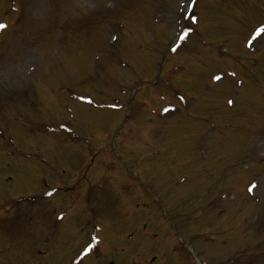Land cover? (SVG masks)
Here are the masks:
<instances>
[{
    "label": "rangeland",
    "instance_id": "obj_1",
    "mask_svg": "<svg viewBox=\"0 0 264 264\" xmlns=\"http://www.w3.org/2000/svg\"><path fill=\"white\" fill-rule=\"evenodd\" d=\"M5 2L3 5V0H0V9L3 7L14 13L11 10L17 7L19 16L14 28L0 36V130L14 134L8 137L7 144L0 141V212L10 211L12 214L0 216V264L66 263V260L59 263L52 259L43 260L34 252L42 248L44 236H47L50 228L61 223L62 218H58L62 217L61 208H55V204L45 198L38 197L36 200L34 196L29 199L21 194L39 193L37 178L41 174L54 179L57 185L59 175L56 172L60 170L64 173L63 180H67L70 186V192L63 189L67 192L59 195L58 200H64L63 204L74 199L81 202L83 193L73 194L72 191H75L73 185L76 186L78 179L75 170L86 159L83 148L97 149L100 157H96L95 162L111 164L113 169L106 177L109 187L102 188L108 189V193L94 191L89 197L93 208L88 211L103 226V243L100 246L109 253V246L118 245L119 237L127 238L128 228L156 227L158 240L164 241L153 242L155 245L144 249H138L141 243L132 241L136 247L128 246L124 252L118 250L116 253H122H115V258L112 257L115 264H128L131 258V264H148V260L139 259H150L152 256H157L153 264L164 263L161 262L163 257L170 264H184L181 262L184 257L176 260L168 253L165 229L169 230V227L165 223V229L162 228V222L157 217L160 215L174 221L171 223L178 230V234L174 232L175 246H191L204 264L206 260L212 264H225V260L232 255H238L232 264H264V157L259 160L261 163L258 167L254 161L257 157L259 159V153L264 154V95L259 96L256 102L247 98L252 93V85L257 87L252 93L253 98L257 99L256 92H264L263 28H260L259 34L253 29L251 33H256L246 37L248 50L258 48L255 52L245 51L241 45L252 27L258 24L264 26V0ZM191 16H196L198 23H193ZM181 27L193 31L184 41L178 40V44L170 51L172 55H176L179 47L181 51L184 46L189 51H196L194 43L198 40L195 29L202 27L208 40L218 41L215 48L222 53V57L219 56L217 61L222 60L225 66H230L227 53H237L232 58L241 67L235 72L241 77L238 81L244 79L243 84L231 82L229 78L232 77L227 75L219 83L212 84L208 78L195 83L192 73L183 84L187 76L185 73L180 83L183 84V93L190 100L189 107L185 103L170 105L185 110L179 119L174 115L177 113L175 109L169 106L166 107L169 109L165 111L167 114L160 115L164 119L167 117L168 125L175 127L170 137L164 135L163 122L151 115L145 98L143 101L147 111L142 116L128 119L123 115L119 123L107 124L105 129L102 122L110 111L99 115L100 111L92 105L110 101L113 97L120 101V90H125L126 95H129L135 88L139 89L140 80H146L148 76L153 78L157 70L155 67L164 61V52L170 49ZM217 65L218 62L213 68L214 72H220L221 67ZM149 67L152 71H149ZM199 73L203 74L201 71ZM156 78L160 89L169 88L163 76ZM68 92L70 96L77 94L81 99L82 96L86 99L83 103H74L68 98ZM228 98L234 100L233 105L226 104ZM111 104L119 105L114 102ZM131 104L130 99H127L126 109ZM236 104L243 117L239 120L241 126L237 127L240 130L238 138L231 139L233 134L228 135L231 133L230 126L235 127L236 121L228 118L231 113L228 111L236 108ZM139 110L140 105H137L135 114ZM14 116L19 118L21 125ZM208 120H211L210 125H207ZM216 122L219 133L215 132ZM46 124H69L67 131L83 140L84 147L56 143L50 134L41 131ZM127 126L128 131L122 136V130ZM157 131L161 133L156 140L163 149L161 153L152 152V156L159 153L156 163L162 167V173L157 170L159 167L147 171L138 163L140 154L149 153L150 150L136 151L132 155L126 153L125 146L135 144L138 133L150 139ZM224 131L227 139L221 137L219 144L218 138ZM53 133L58 137L59 133ZM99 134L102 138L109 135V144L101 145L100 138L91 136ZM59 145L75 148L63 150ZM224 145H233L230 155L224 150ZM236 145L241 146L238 148ZM11 150H16L18 154L9 155ZM117 153L124 170L120 169L121 172H117L114 178H109L114 171L111 160ZM194 161L201 167L203 174L199 168L195 170L191 166ZM91 162L94 163L93 159ZM205 165L208 166L207 171ZM225 168V174L222 175L220 170ZM122 172L131 174L135 185L129 186ZM179 172L180 176L177 175ZM9 176L12 181L7 184L5 178ZM253 181L256 187L253 188V195H249L247 189ZM138 187L146 188L150 195L145 200L142 198L141 202H150L148 205L154 204L158 210L154 206L150 210L145 209L147 213L139 210L137 214L143 217L134 216L129 226L123 220L121 206L130 199L140 198ZM217 189L219 192L229 190L236 197L232 199L225 192L216 196ZM212 199L214 202L206 207L204 203ZM10 205H13V209ZM76 211L73 221L87 224L88 211L74 207L73 212ZM198 214L203 215L198 218ZM51 215L55 217L54 220ZM148 215L150 217L146 219ZM223 217L228 220L224 221ZM66 233V227L61 229L58 226L51 238L56 239L54 243L66 241ZM145 236L153 237L152 232H147ZM198 236L200 239H197ZM210 236L217 239L212 240ZM226 236V242H220ZM170 238L173 240V237ZM75 248L68 249V254L62 252L60 257L69 259L79 251H75ZM187 250L177 249L173 254L182 253L187 259Z\"/></svg>",
    "mask_w": 264,
    "mask_h": 264
},
{
    "label": "snow or ice",
    "instance_id": "obj_2",
    "mask_svg": "<svg viewBox=\"0 0 264 264\" xmlns=\"http://www.w3.org/2000/svg\"><path fill=\"white\" fill-rule=\"evenodd\" d=\"M190 19L192 20L193 23H198V18L196 16H191ZM7 25L4 23H0V29H4L6 28ZM193 31L191 28H188L187 30H184L182 27L180 29H178V35L176 36V40L179 41H184L185 38L189 35V33ZM257 34H259L261 32V29H256ZM113 39H115V37H113ZM247 46V45H246ZM175 50V49H174ZM230 75L235 76V73H230ZM214 81H222V77L220 75H216L212 78ZM238 84L242 85L241 81H237ZM226 104L231 106L234 104V100L231 98L226 99ZM164 111H168L169 109L165 108L163 109ZM61 127H64L63 125H61ZM256 187V182L253 181L251 185H249L247 191L249 193V195H253V188ZM47 195H51V192L46 193ZM58 218H62V217H58ZM98 237L96 236H92L90 237L91 242L90 243H86L85 246L83 247V250L79 253V258H84L86 257L97 245L98 243Z\"/></svg>",
    "mask_w": 264,
    "mask_h": 264
}]
</instances>
